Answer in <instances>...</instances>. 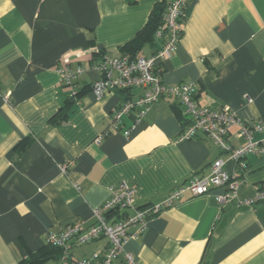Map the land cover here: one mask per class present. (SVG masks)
<instances>
[{
	"label": "crops",
	"instance_id": "crops-1",
	"mask_svg": "<svg viewBox=\"0 0 264 264\" xmlns=\"http://www.w3.org/2000/svg\"><path fill=\"white\" fill-rule=\"evenodd\" d=\"M165 2L0 0V264L47 252L53 246L46 234H60L69 224L81 221L88 228L93 210L121 183L135 187L133 205L143 210L226 160L204 135L177 141L188 124L177 98L160 99L136 123L134 113L122 116L112 131L113 114L141 90L109 91L96 99L90 85L101 76L91 70L74 87L61 82L65 57L85 67L105 57L154 55L162 46L155 33L163 11L157 10ZM158 13L148 37L146 25ZM183 14L179 43L159 62L163 84H194L198 106H227L244 125L264 120V0H188ZM237 131L229 132L232 147L245 143ZM244 161V172L230 169L242 182L236 200L219 204L224 188L184 194L150 218L125 250L138 264H264V198L243 204L264 192V157ZM119 217L113 213L111 220ZM106 246L101 238L73 247L70 256L87 258ZM58 250L57 259L39 264H60ZM111 264L125 263L118 256Z\"/></svg>",
	"mask_w": 264,
	"mask_h": 264
},
{
	"label": "built area",
	"instance_id": "built-area-1",
	"mask_svg": "<svg viewBox=\"0 0 264 264\" xmlns=\"http://www.w3.org/2000/svg\"><path fill=\"white\" fill-rule=\"evenodd\" d=\"M187 2L188 0H166L161 24L155 33V37L162 41V46L154 55L148 58H133L126 54L116 58L105 57L97 63L90 61L85 67L72 66L65 57L59 63L58 74L63 84L74 87L76 80L88 70L97 72L101 76L100 79L90 85V91L96 99L109 91L141 90L142 94L137 100L124 102L113 114L110 125L112 131L117 130L122 116L134 113L136 123L144 117L149 107L160 99L177 98L182 106V114L188 122L177 141H188L199 134L204 135L224 152L227 158L213 162L207 176L192 178L173 191L163 202L143 210L135 209L133 205L135 187L126 183L119 184L111 190L110 199L93 210V223L88 228L84 229V223L77 221L67 225L60 234H46V244L61 250L60 264H111L118 256H122L125 264H138L134 256L125 250V245L129 239H136L143 232L150 218L171 208L184 194L199 197L208 194L212 189L224 188L225 193L216 196V201L226 204L236 200L242 182L232 176L225 166L232 163L244 172V160L247 156L264 157V120L251 126L244 125L227 106L219 111L198 106L193 99L194 84L167 86L161 81L159 62L168 59L179 43L184 20L183 11ZM234 127L238 129L236 137L245 141L241 147H232L228 142L229 132ZM255 133L261 134L262 138L254 140ZM66 168L67 165H62L61 172L66 173ZM263 198L264 192L258 191L243 204L253 205ZM126 210H134V215H122ZM113 213L119 214L118 220H111ZM131 228H135V231L130 234ZM101 238L107 240L103 252H95L90 257L77 260L71 258L73 247L85 246Z\"/></svg>",
	"mask_w": 264,
	"mask_h": 264
},
{
	"label": "trees",
	"instance_id": "trees-1",
	"mask_svg": "<svg viewBox=\"0 0 264 264\" xmlns=\"http://www.w3.org/2000/svg\"><path fill=\"white\" fill-rule=\"evenodd\" d=\"M161 10L163 11L162 7L160 9L157 10V12H161ZM159 13L157 14L156 17H154L153 19H151V21L146 25V35L148 37H151L153 34V30L155 29V27L159 24ZM145 29V30H146ZM50 248V246H48ZM59 248L57 247H53L51 249H48V251L43 252L41 254L32 256L31 258L27 259V260H23L21 262H19L18 264H39L42 261L49 259V258H58L59 255ZM56 252V253H55ZM58 252V253H57ZM57 254V255H56ZM71 255V252H70Z\"/></svg>",
	"mask_w": 264,
	"mask_h": 264
},
{
	"label": "water",
	"instance_id": "water-1",
	"mask_svg": "<svg viewBox=\"0 0 264 264\" xmlns=\"http://www.w3.org/2000/svg\"><path fill=\"white\" fill-rule=\"evenodd\" d=\"M228 166H229L228 170H229V172H230V169H231V167L233 166V164H232V163H229Z\"/></svg>",
	"mask_w": 264,
	"mask_h": 264
}]
</instances>
